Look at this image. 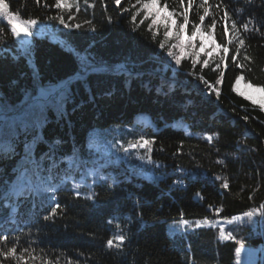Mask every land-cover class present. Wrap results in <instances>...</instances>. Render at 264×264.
Instances as JSON below:
<instances>
[{"label":"trees","instance_id":"16d2710c","mask_svg":"<svg viewBox=\"0 0 264 264\" xmlns=\"http://www.w3.org/2000/svg\"><path fill=\"white\" fill-rule=\"evenodd\" d=\"M4 3L37 23L23 46L0 17V125L7 132L15 121L19 133L13 151L0 152V205L11 200L1 214L0 237L7 241L0 239V253L15 247L19 256L27 249L19 264H235L240 246L264 245V110L234 89L237 76L264 87V0H208L203 22L202 0H192L190 8L188 0H158L162 16L174 13L171 37L164 36L163 19L149 27L151 17L145 19L137 0L119 6L114 0H66L71 7L61 9L55 0ZM184 8L186 48L176 65L168 50L180 54L172 45ZM225 11L227 21L221 19ZM69 14L68 22L80 29L53 19L63 15L67 21ZM233 22L243 45L233 36ZM195 24L229 52H202L193 66L200 36L193 38L195 49L188 37ZM212 45L206 42V51ZM85 58L107 69L87 77L90 91L72 80L67 100L49 108L46 120L33 125L24 117L40 87L67 82ZM221 72L217 97L201 78L215 85ZM141 139L152 143L130 147ZM229 234L232 239H225ZM121 235L123 242L108 246ZM0 264L17 260L0 255Z\"/></svg>","mask_w":264,"mask_h":264},{"label":"snow or ice","instance_id":"6c2138e0","mask_svg":"<svg viewBox=\"0 0 264 264\" xmlns=\"http://www.w3.org/2000/svg\"><path fill=\"white\" fill-rule=\"evenodd\" d=\"M157 2H158V0H137V3L140 4L144 10L145 19L151 17V24L149 25V27L151 28L153 25L158 24V22L161 19H163L164 26L166 28V31L164 32V36L165 37H171L173 35L172 26L176 24L175 20H171V16L174 13L173 14H166V15L162 16L161 14L165 13L166 10L157 7ZM114 3L117 6H119L121 3V0H114ZM191 6H192V0H188V8H190ZM55 7L57 9L69 8V7H71V5H68L66 3V0H55ZM202 7H203V15L199 16V20L201 22L205 21V18L207 16H209L208 0H202ZM220 7H223V5H218L217 11H219ZM188 8H184L183 12L179 14V15H182V17H183V23L179 24L176 31H175V37H176L178 43L172 45V48H178L180 50V54L174 55V53L171 49L168 50V56L174 57L176 65L181 64L182 57L184 55L185 48H186L185 41L183 39L182 34L185 31V27L189 24ZM0 17H3V19L7 22V25L11 26V28H10L11 34L13 36H16V37L21 36V32L17 30L16 26H14V24H13L14 21H19L21 24H23L25 26V28L27 29V32L25 34H31L32 27L37 23V21L34 19H28V20L21 19V17L18 14L10 12L9 8H8V4L4 3V0H0ZM53 19L58 20L59 23L61 25H63V27L65 29L71 30L73 28H75V29L81 28V25L79 23L71 24L68 22V21L72 20L71 14H69L67 21L65 20L63 15L56 16ZM135 19H136V16L133 15V20H135ZM221 19H223L225 21H227L229 19V15H228L227 11L224 12ZM169 21H171V23H169ZM88 23H91V21H89ZM216 24H217V21L215 19H213L210 27L214 28L216 26ZM242 28L245 32L250 31L248 23H244L242 25ZM94 30L95 29H93V31ZM228 31H229V29L225 28V32L227 33ZM231 31L233 33V36L239 40V44L243 45L245 42L244 39L242 37L236 36L237 27H236L235 22H233V24H232ZM198 34L200 36V43H199L198 50L192 52L193 66H195L197 64V62H198L197 58L200 56V54L202 52L204 53L205 56H208V57H212L213 52L217 48H220L224 54H227L229 52V48L227 47V45L221 46V45H216L215 43H213L211 49L206 51V38H205V34L201 32L200 24L193 25L192 36L188 37V46H190L191 48H193V49L196 48V45L193 43V38L196 37ZM211 35H212V33L209 32L207 34V38L210 39ZM228 43L229 44L232 43V39H229ZM164 46H165L164 42H160V47L164 48ZM239 50L240 49L238 47L236 49V51L239 52ZM223 59H224V57H221V60H223ZM231 59H232V61L236 62L237 56L233 55L231 57ZM203 64L208 65L209 60L205 59L203 61ZM237 67H242V65H240L237 62ZM217 68H219V64L217 65ZM106 70H107L106 68L97 67L95 65V63L90 62L89 60H87V58H85L84 62L81 65H79L77 71L74 73L75 81L76 82H84V86H85L86 90L90 91V89H88V86L86 83L87 77L91 74L103 72ZM223 76H224V73L221 72L220 78H218L216 80L215 85L207 84V81H204L203 78H201V80L203 83H205L207 85V87L210 90L215 91L217 97H219L220 93H219V90L216 86L221 84ZM240 78H241L240 76H237V82H239ZM72 82L73 81L71 79H69L67 82H64V83H59V84H51L50 83L47 88L40 87L39 94L36 96H32L30 98L31 103H28V106H27L25 112L23 113L24 117L30 118L33 125H39L41 121L46 120V113H47V110L49 108L59 109L63 105V103L67 100L68 95L71 92ZM248 87H249V89H252V91L255 93H264V87L254 88L252 84H249ZM235 90L239 92V89H235ZM240 94L244 95L246 99L251 100L253 104L259 103L261 110H264V101H258L256 99V97L252 94H247V93H242V92ZM245 119H247V117H245ZM29 126L30 125H28V124L23 125V127L25 129ZM5 136H7V138H8V147L4 148V150L11 152V151H13V148L11 146V141L18 139V137H19V133L16 131L15 121H11L8 123L7 132H5L4 126L0 125V140H2ZM209 139H211V137H209ZM57 142H59V141H57ZM151 143L152 142L150 140L141 139L140 141H137L136 143L131 144L130 147H132V148H136V147L145 148V147H148L149 145H151ZM0 147H3V145L0 144ZM149 150H151V149L149 148ZM125 151H127V149H125ZM24 160L26 162L29 161V154H28V146L27 145H25ZM31 162L35 163L34 160ZM42 170L43 169L39 165H37L36 170H35V174L39 175V173ZM105 179L106 178L104 176H100V180H105ZM222 187L227 189L229 187V184L227 182H225L222 185ZM88 199H93V196H89ZM59 208H60V205L57 204L55 207H53L51 209V212L49 213V215L44 217V219L46 221L51 220L56 215L57 210ZM217 211H219V210L217 209ZM246 215L250 217L253 215V213L248 212V213H246ZM237 219H238V217H237ZM184 223L187 224V221H184ZM220 231H221V234L223 235L224 228L222 227L220 229ZM224 238L225 239H232V236L229 234L228 236H226ZM0 239H4L5 241H7V237H0ZM124 239H125V237L123 235L117 236V237H114L113 239H109L107 241V244L109 247H112L114 244V240L119 241V242H123ZM116 246L118 247L119 245L117 244ZM16 253H17V249L15 247H10V248H7V250L5 252L0 253V255H3L6 258L16 259L17 264H19V262L24 259L25 254L28 253V250L25 249L24 252H22L19 256H17ZM237 255H239V250H237ZM31 259L35 260L36 257L31 256Z\"/></svg>","mask_w":264,"mask_h":264},{"label":"rangeland","instance_id":"374dc122","mask_svg":"<svg viewBox=\"0 0 264 264\" xmlns=\"http://www.w3.org/2000/svg\"><path fill=\"white\" fill-rule=\"evenodd\" d=\"M171 20H175V19L171 18ZM15 26L17 27V30L21 32V36H19L18 38L20 39L23 46L28 44L30 42V35L25 34L27 32L25 28H23L21 25H15ZM205 38L208 44L214 43L212 38L208 39L207 36H205ZM249 84L252 83L244 80L242 77L240 78L239 82H237V78H236L234 83V89H239V93L242 92V93L252 94L256 97L258 101H264V93L253 92L252 89H249L248 87ZM252 85L254 88L262 87L255 84ZM232 221L233 219H229V220L219 221V223L221 225H227ZM235 221H237V218H234V222ZM238 250H239V255H237L236 253L235 264H264V245L259 244L256 247H254L253 245H243L240 246Z\"/></svg>","mask_w":264,"mask_h":264}]
</instances>
